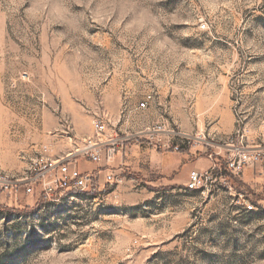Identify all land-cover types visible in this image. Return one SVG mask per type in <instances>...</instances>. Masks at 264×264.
Masks as SVG:
<instances>
[{"label": "rangeland", "instance_id": "374dc122", "mask_svg": "<svg viewBox=\"0 0 264 264\" xmlns=\"http://www.w3.org/2000/svg\"><path fill=\"white\" fill-rule=\"evenodd\" d=\"M234 105L245 142L264 147V0H0L3 173L21 176L47 139L64 155L98 117L117 135L163 122L226 155ZM134 144L111 162L121 181L95 197L19 216L39 187L0 194V264H264V158L234 177L217 155L221 174L191 191L165 176L182 177L190 149Z\"/></svg>", "mask_w": 264, "mask_h": 264}, {"label": "built area", "instance_id": "2783aa9c", "mask_svg": "<svg viewBox=\"0 0 264 264\" xmlns=\"http://www.w3.org/2000/svg\"><path fill=\"white\" fill-rule=\"evenodd\" d=\"M152 100H154V94L150 92L138 107L145 108ZM233 108L236 124L235 138H228L224 142L226 146L218 145L220 149L230 146L226 155L207 151V147L211 145L204 137H191L173 129H166L163 122L153 123L143 131L123 132L121 135H117L109 127L108 118L98 117L92 121V134L81 139L79 145L64 155L53 156L50 145L42 144L36 155L30 158L26 172L21 176H12L0 171V194L7 190L20 188L25 194H31L34 191V186L37 185L39 197L46 202L59 201L77 193L95 197L102 192L101 186H99L102 180L109 186L121 181L116 169L111 166V162L116 153L123 154L125 144L133 138L137 144L139 140L146 139L148 143L155 141L159 145L158 149H171L175 152H182L183 147L192 149L202 145L211 165L205 170L200 171L194 168L189 171L185 183L187 190H198L207 182H212L213 174L218 170L217 174H221L222 168L220 160L216 158L217 155L221 156L222 167L225 171L234 177H240L245 168L261 162L264 158V147H250L245 142L246 125L236 105ZM159 135H164V137L158 138ZM78 158L95 163L96 168L81 170L78 166ZM253 207L251 203L245 205L247 210H252Z\"/></svg>", "mask_w": 264, "mask_h": 264}, {"label": "crops", "instance_id": "0c3cea01", "mask_svg": "<svg viewBox=\"0 0 264 264\" xmlns=\"http://www.w3.org/2000/svg\"><path fill=\"white\" fill-rule=\"evenodd\" d=\"M158 122V121H157ZM143 131V130H142ZM45 144H49L50 147L52 148V155L53 156H59L58 152H57V144L51 139H47L46 141H44ZM134 145H137V144H134ZM40 146V145H39ZM61 148V147H60ZM205 152V149H203L202 147H197L195 149H190L189 152H183L184 154L180 155V158H181V162L182 164L180 165V168L183 169V174H182V177L178 180H174V174L168 176V175H165L169 180V182H179V181H182L184 179H186V177L188 178V171H189V168L192 167L193 169L194 168H197L198 166H203L204 164H202V162H200V158L201 157H205L207 159H209L207 157V154L204 153ZM201 155H204V156H201ZM192 156L194 158H197L196 160H193ZM201 156V157H199ZM192 158V159H191ZM92 169H95L94 168H90V169H85V170H92ZM247 168H245L243 174L245 173ZM180 171V170H179ZM178 171V173H179Z\"/></svg>", "mask_w": 264, "mask_h": 264}, {"label": "trees", "instance_id": "16d2710c", "mask_svg": "<svg viewBox=\"0 0 264 264\" xmlns=\"http://www.w3.org/2000/svg\"><path fill=\"white\" fill-rule=\"evenodd\" d=\"M182 151H183V150H182ZM46 203H49V202H46V201L42 200L40 197H38V201H37V203H36V205H35V207H34L33 209H31L30 211H28V212H26V213L16 212L15 214H17V215H19V216H21V215H23V214H25V215H29V214H31V213L36 212V211L39 209L40 206L45 205ZM0 212H1V213H11L9 210H7V209H3V208L0 209Z\"/></svg>", "mask_w": 264, "mask_h": 264}]
</instances>
